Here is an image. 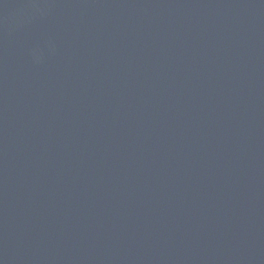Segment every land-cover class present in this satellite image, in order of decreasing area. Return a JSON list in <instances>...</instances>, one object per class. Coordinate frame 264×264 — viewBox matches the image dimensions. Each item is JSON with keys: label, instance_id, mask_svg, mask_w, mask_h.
Here are the masks:
<instances>
[{"label": "water", "instance_id": "water-1", "mask_svg": "<svg viewBox=\"0 0 264 264\" xmlns=\"http://www.w3.org/2000/svg\"><path fill=\"white\" fill-rule=\"evenodd\" d=\"M0 264H264V0H0Z\"/></svg>", "mask_w": 264, "mask_h": 264}]
</instances>
